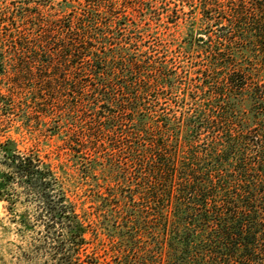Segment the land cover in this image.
Returning <instances> with one entry per match:
<instances>
[{
	"label": "trees",
	"instance_id": "trees-1",
	"mask_svg": "<svg viewBox=\"0 0 264 264\" xmlns=\"http://www.w3.org/2000/svg\"><path fill=\"white\" fill-rule=\"evenodd\" d=\"M140 1L0 13L30 27L56 10L36 34L0 35V130L55 138L66 159L0 140V202L26 243L18 259L83 264L98 240L115 264H264V0L173 3L165 23L190 21L181 71L123 40ZM174 91L166 104L160 92Z\"/></svg>",
	"mask_w": 264,
	"mask_h": 264
},
{
	"label": "rangeland",
	"instance_id": "rangeland-1",
	"mask_svg": "<svg viewBox=\"0 0 264 264\" xmlns=\"http://www.w3.org/2000/svg\"><path fill=\"white\" fill-rule=\"evenodd\" d=\"M61 0H0V13L8 14L11 13L13 16L22 15L27 8L35 7L38 5H57ZM142 9L139 10L133 17H131V28H126L122 35L123 40H137L142 45L139 46L137 43L132 45L135 48L137 55H145L146 52L153 55L157 61L168 60L170 63L179 70L188 69V65L192 62V56L182 54V43L187 31V26L190 23L188 17L184 16V19L179 20L177 24L168 25L165 23L164 13L168 12L173 3H179L177 0H141ZM191 4V3H190ZM189 3L186 5L188 6ZM181 6L178 7L180 9ZM186 10H188L186 8ZM56 10H49L48 12L40 13L37 20L34 18L28 19L30 27H26V22L22 19L17 21H11L10 23L0 24V35L7 34L10 29L23 30L30 35L36 34L33 32L36 24H44L48 18L55 16ZM3 21H5L3 19ZM29 35V36H30ZM122 37V36H120ZM3 48H8L13 45L10 40L1 41ZM13 51L7 49L9 52ZM194 59V58H193ZM199 60V59H197ZM205 64V63H204ZM160 95L165 98L166 104H170L175 101L180 92L174 91L173 93L160 92ZM158 97V89L153 91L151 97L147 99V103L151 104L153 100ZM16 124L7 129L0 130V140L7 138L15 139L22 149H35L41 152L42 155H48L52 162L60 166L66 163L65 157H58V152H62L59 149L61 142L55 138L49 139L43 136V133L34 134L24 133L20 135L16 133ZM66 125H62L61 116H57L53 119L52 127L54 130H63ZM83 160V159H82ZM80 188V187H79ZM80 193L81 190L78 189ZM78 194V193H77ZM77 196V197H76ZM74 199L79 203L82 202L78 195ZM89 204L84 205V208L88 207ZM83 207V206H82ZM89 208V207H88ZM90 212V208L88 209ZM80 212V211H79ZM24 210L19 209L18 214H23ZM12 216L7 213L4 209L3 204L0 202V264H32L27 259H18L20 254V247H25L26 243L17 236V225L10 222ZM92 239V236H88ZM88 250V256L83 257V264H115V257L109 253L105 242L93 240Z\"/></svg>",
	"mask_w": 264,
	"mask_h": 264
}]
</instances>
